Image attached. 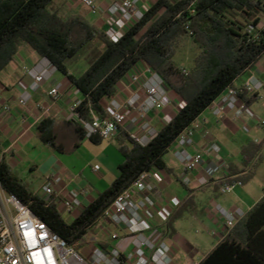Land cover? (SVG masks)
Segmentation results:
<instances>
[{
    "label": "trees",
    "instance_id": "obj_1",
    "mask_svg": "<svg viewBox=\"0 0 264 264\" xmlns=\"http://www.w3.org/2000/svg\"><path fill=\"white\" fill-rule=\"evenodd\" d=\"M52 2L0 0V72L29 44L49 58L83 93L78 113L90 119L92 110L106 115L103 100L114 96L122 78L137 63L145 61L163 76L184 103L146 146L134 143L122 132L119 150L125 160L119 166L120 175L71 222L63 217L54 196L44 198L31 191L12 170L2 154L0 131V179L5 190L18 196L69 244L81 250L90 228L104 218L114 199L140 172L154 167L166 169L164 156L178 136L229 86L238 87L237 79L264 56V0H156L139 22L116 38L81 13L63 19L49 9ZM250 24L255 26V34L249 33ZM188 36L202 48L195 68L189 72L173 60L180 42ZM95 38L103 41L104 50L82 73H73L69 61ZM241 97L251 105L258 94L244 92ZM49 122L47 118L37 126L41 139L55 150L65 152L57 130ZM67 123L80 139L85 138L78 122ZM263 148L264 139L259 143L250 141L243 148L245 164H250ZM255 169L253 164L247 174L226 177L221 183L247 182L253 178ZM199 264H264V197Z\"/></svg>",
    "mask_w": 264,
    "mask_h": 264
},
{
    "label": "crops",
    "instance_id": "obj_2",
    "mask_svg": "<svg viewBox=\"0 0 264 264\" xmlns=\"http://www.w3.org/2000/svg\"><path fill=\"white\" fill-rule=\"evenodd\" d=\"M111 2L112 0H101L102 9L96 15L80 4L89 15H94L89 16L91 20L100 24L108 35L116 38L126 31V23L122 18L113 19L107 16L105 9ZM41 58L43 56L32 46L25 44L14 60L0 72L2 154L12 170L21 177L27 170V166L22 165L29 160L26 155L31 150L33 154L36 150L42 152V157L33 158L30 165V169L33 172L39 171L43 178L41 190L35 193L44 198L50 197L44 194L43 186L49 180L60 177L61 182L55 186L54 197L65 199L72 189H85L87 192L81 195L85 206L120 175L119 166L125 157L119 150V142L125 130L112 139H103L98 135L92 139H80L74 127L67 122L71 121L69 106L78 98H83V93L59 70L43 84L31 102L21 106L19 97L31 81L25 73V67L35 65ZM250 74H255L264 83V58L240 76L235 85L241 86ZM56 85H61L62 95L58 100L48 94ZM261 100H264V90L258 94L257 101L250 105L255 111V118L246 115L237 118L233 110L217 117L209 106L198 119L210 130L211 135L207 137L202 132H196L194 143L189 147L193 154L205 153L203 163L197 169L187 172L175 158L173 144L164 156L167 168L152 169L156 205L144 212L143 222L135 231L128 232L107 219H100L90 228L87 243L81 251L88 252V247L92 244L103 248L115 246L122 251H129L133 247V235L143 232L155 243L165 242L171 247L174 264H199L232 230L227 227L225 218L218 213L217 206L220 205L230 212L241 210L243 216L236 219V225L264 197V148L248 165L244 162L243 153V148L250 141L259 143L264 139V103ZM183 104L181 97L169 89L163 100V107L151 116L152 125L157 130L161 129ZM5 105H9V110L4 109ZM47 118H50L49 126L57 130L65 152L55 150L41 139L37 126ZM212 143L221 147L219 153L209 150ZM82 149L93 152L94 157L82 158ZM219 158L228 162V174L218 169ZM253 164H256V169L252 179L237 185L228 194L219 192L224 178L243 176L251 170ZM95 165H99L100 170L95 171ZM59 209L68 222L80 213L77 210L66 215L61 207ZM113 232H118L121 238L113 241Z\"/></svg>",
    "mask_w": 264,
    "mask_h": 264
},
{
    "label": "built area",
    "instance_id": "obj_3",
    "mask_svg": "<svg viewBox=\"0 0 264 264\" xmlns=\"http://www.w3.org/2000/svg\"><path fill=\"white\" fill-rule=\"evenodd\" d=\"M79 2L94 15L102 9L101 0ZM154 2L112 0L105 11L110 18H122L127 30L144 17ZM191 11L195 12L193 8ZM187 28L190 34H193L189 26ZM248 31L255 34V26L250 24ZM57 71V66L47 57L41 58L35 65L26 66L25 73L31 81L20 95L19 104L26 106L31 102L43 84ZM263 87V81L255 74H250L241 86H229L216 99L217 103L214 101L212 106L210 105V109L217 117L228 110H233L237 118L243 115L255 118V111L241 95L244 92L259 94ZM168 92L169 86L163 76L145 61H140L119 82L116 94L103 100L106 115L101 116L92 110L90 119L81 117L78 107L84 100L83 95V98H78L69 106L70 120L78 122L83 127L86 139L96 135L103 139H112L120 131L125 130L134 143L146 146L158 132L151 123V116L163 107V100ZM48 94L54 100H58L62 95L61 85L52 87ZM1 99L0 96V101ZM9 108V105L4 106L5 110ZM196 132H202L207 137L211 135L210 130L197 119L185 128L174 142V156L187 172L197 169L205 158V153L193 154L189 151ZM209 150L219 153L221 147L217 143H212ZM217 164L218 169L224 174L230 172V166L225 159L219 158ZM94 170H100V166L95 165ZM185 180L188 182V179ZM60 182V177L49 180L43 186L44 194L54 196L55 186ZM242 184L241 181L221 183L219 192L228 194L237 185ZM155 190L152 170L140 172L131 185L106 209L104 219L128 232L135 231L144 220V212L156 205L153 197ZM86 192L85 189H72L67 198H56L58 207L67 214L81 211L84 207L81 195ZM217 211L225 218L229 229L234 227L238 217L243 216L241 210L230 212L220 205L217 206ZM111 238L116 241L121 236L118 232H113ZM132 246L129 251H122L115 246L103 248L95 244L90 245L86 253L77 249L35 214L28 204L22 202L15 194L8 193L0 179V264H174L171 247L165 242L155 243L143 232L133 235Z\"/></svg>",
    "mask_w": 264,
    "mask_h": 264
},
{
    "label": "rangeland",
    "instance_id": "obj_4",
    "mask_svg": "<svg viewBox=\"0 0 264 264\" xmlns=\"http://www.w3.org/2000/svg\"><path fill=\"white\" fill-rule=\"evenodd\" d=\"M49 9L52 12L57 13L63 19L69 18L73 13H81L89 20H91L89 16H94L88 14L87 10L80 4L79 0H53L49 6ZM91 21L101 28L100 24L96 23L94 20ZM104 48L105 44L103 41L100 38H95L82 50L79 55L69 61L68 64L70 70L76 74L82 73L89 66L90 62L104 50ZM201 51V46L193 42V39L188 36L185 37L182 42H180L173 60L179 67L185 68L187 72H189V70H193L195 68L196 59L198 56H200ZM262 58H264V56ZM260 102L264 103V100H261ZM82 154H84L82 156L84 159H90L94 157L93 152L86 151V149H82ZM42 155V152H38V150H36L34 154L33 150H31V153L26 155V159H29L27 160L28 162L26 161L22 163L23 167L27 166V170L25 171V174L21 176V178L28 185L31 191L34 192L41 190L40 188H42L41 186L43 183V178L41 177L39 171L33 172V170L30 169V165L33 163V158L38 159L40 156L42 157ZM29 161H31V163H29Z\"/></svg>",
    "mask_w": 264,
    "mask_h": 264
}]
</instances>
